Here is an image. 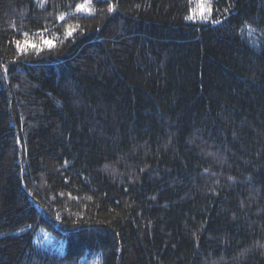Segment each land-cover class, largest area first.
<instances>
[{
    "label": "trees",
    "instance_id": "16d2710c",
    "mask_svg": "<svg viewBox=\"0 0 264 264\" xmlns=\"http://www.w3.org/2000/svg\"><path fill=\"white\" fill-rule=\"evenodd\" d=\"M199 3L0 0V264H264V0Z\"/></svg>",
    "mask_w": 264,
    "mask_h": 264
},
{
    "label": "rangeland",
    "instance_id": "374dc122",
    "mask_svg": "<svg viewBox=\"0 0 264 264\" xmlns=\"http://www.w3.org/2000/svg\"><path fill=\"white\" fill-rule=\"evenodd\" d=\"M40 1H43V0H40ZM207 1L208 0H200L199 7H198V12L200 14H204V12L206 11ZM79 10L80 11H85L87 13L91 12V9H89L86 6L80 7ZM199 13L198 14H193L191 19L195 20L196 18H198V16L200 15ZM49 239H52V238L48 234L45 235L42 239L39 238L38 239V245L41 246V247H45V246L49 245L50 244V240ZM63 248H64V246H63Z\"/></svg>",
    "mask_w": 264,
    "mask_h": 264
},
{
    "label": "snow or ice",
    "instance_id": "6c2138e0",
    "mask_svg": "<svg viewBox=\"0 0 264 264\" xmlns=\"http://www.w3.org/2000/svg\"><path fill=\"white\" fill-rule=\"evenodd\" d=\"M25 43V46H30V47H33V48H35L36 47V45L35 44H33L32 42H30V41H25L24 42ZM46 43H48L49 44V47H51L52 46V42L51 41H47ZM19 46V45H18Z\"/></svg>",
    "mask_w": 264,
    "mask_h": 264
}]
</instances>
